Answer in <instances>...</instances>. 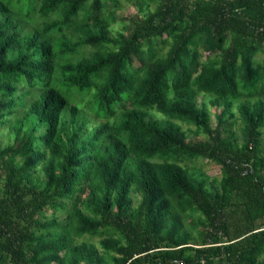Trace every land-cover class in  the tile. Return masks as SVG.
Returning <instances> with one entry per match:
<instances>
[{
  "label": "trees",
  "instance_id": "obj_1",
  "mask_svg": "<svg viewBox=\"0 0 264 264\" xmlns=\"http://www.w3.org/2000/svg\"><path fill=\"white\" fill-rule=\"evenodd\" d=\"M124 1L0 0V264H264V0Z\"/></svg>",
  "mask_w": 264,
  "mask_h": 264
},
{
  "label": "rangeland",
  "instance_id": "obj_2",
  "mask_svg": "<svg viewBox=\"0 0 264 264\" xmlns=\"http://www.w3.org/2000/svg\"><path fill=\"white\" fill-rule=\"evenodd\" d=\"M123 1V6L120 10L116 11V15L117 16H123L126 15L128 13L131 12H136L137 8L135 6H133L132 4H128L127 2ZM154 3H150L149 9L152 10L154 8ZM113 29V33L117 32V31H122V26L120 23H115L112 26ZM198 102H205V105L207 107V110L209 112V117H210V125L212 127L215 126V122H216V116L218 114H223V118L225 119V121L227 122V125L229 126V133L230 136L233 139H238L237 143L241 142V122L239 120V115L237 112V101H233L231 102V106H229L228 109L225 108V105H222L221 107H213L208 98H203V97H199L198 98ZM225 108V109H224ZM22 110H19L18 113L11 115L8 118V122H6V124L4 126H2L0 128V146H5L6 144H8L9 142L12 141V134H11V129H10V125L14 122L15 117L21 116ZM154 118L155 119H163V116L161 114H154ZM181 128L183 129V131L186 134L187 139H201L202 136L200 134L195 135V128L193 126H187L185 124H180ZM262 152H261V157L263 158L264 161V127L262 128ZM197 134V133H196ZM182 164H185L189 167V169L191 170V172L200 178L203 179H207L208 184L207 187L210 188L209 183L212 180H216L219 181L221 179V173L219 170V167L217 165H215L212 162H209L206 159H197V160H192V161H183ZM38 175H41L40 172H37ZM134 200V204H137L138 200H139V196L136 195L135 193L131 194ZM45 216L47 218H51L54 215L48 211L45 213ZM55 216L59 217V219H63V214L61 212H58ZM80 242L85 241L88 243H92L95 247L98 248V250L100 251V254L103 255V250L101 248V237L98 235L95 236H89V235H85L81 238L78 239ZM112 259H107V264H111Z\"/></svg>",
  "mask_w": 264,
  "mask_h": 264
}]
</instances>
